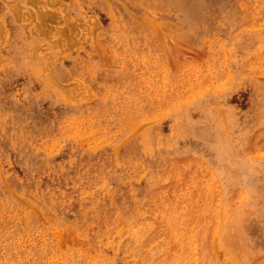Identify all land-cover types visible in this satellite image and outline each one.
<instances>
[{"label":"rangeland","instance_id":"374dc122","mask_svg":"<svg viewBox=\"0 0 264 264\" xmlns=\"http://www.w3.org/2000/svg\"><path fill=\"white\" fill-rule=\"evenodd\" d=\"M0 264H264V0H0Z\"/></svg>","mask_w":264,"mask_h":264},{"label":"bare ground","instance_id":"6f19581e","mask_svg":"<svg viewBox=\"0 0 264 264\" xmlns=\"http://www.w3.org/2000/svg\"><path fill=\"white\" fill-rule=\"evenodd\" d=\"M216 240V239H215Z\"/></svg>","mask_w":264,"mask_h":264}]
</instances>
